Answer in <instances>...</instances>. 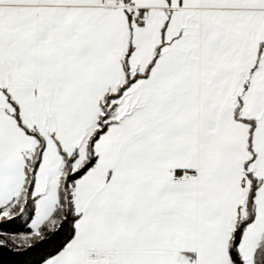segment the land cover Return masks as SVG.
<instances>
[{
    "label": "snow or ice",
    "instance_id": "1",
    "mask_svg": "<svg viewBox=\"0 0 264 264\" xmlns=\"http://www.w3.org/2000/svg\"><path fill=\"white\" fill-rule=\"evenodd\" d=\"M0 264H264V0H0Z\"/></svg>",
    "mask_w": 264,
    "mask_h": 264
}]
</instances>
